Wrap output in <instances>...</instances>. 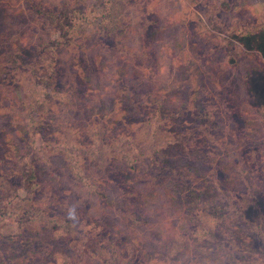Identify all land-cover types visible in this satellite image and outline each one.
<instances>
[{
  "label": "rangeland",
  "instance_id": "rangeland-1",
  "mask_svg": "<svg viewBox=\"0 0 264 264\" xmlns=\"http://www.w3.org/2000/svg\"><path fill=\"white\" fill-rule=\"evenodd\" d=\"M262 32L264 0H0V264H264Z\"/></svg>",
  "mask_w": 264,
  "mask_h": 264
},
{
  "label": "trees",
  "instance_id": "trees-1",
  "mask_svg": "<svg viewBox=\"0 0 264 264\" xmlns=\"http://www.w3.org/2000/svg\"><path fill=\"white\" fill-rule=\"evenodd\" d=\"M235 38H238L239 41L247 48L254 49L261 53L264 56V32L262 33H249L241 36L236 35ZM22 128V127H21ZM24 130V128H23ZM1 146V144H0ZM7 149H0V161L11 163L13 156L17 153L15 149H12L11 145H8ZM12 164V163H11ZM42 189H46L45 184L40 186ZM51 189H56V187H51ZM140 250H137L138 252Z\"/></svg>",
  "mask_w": 264,
  "mask_h": 264
},
{
  "label": "clouds",
  "instance_id": "clouds-1",
  "mask_svg": "<svg viewBox=\"0 0 264 264\" xmlns=\"http://www.w3.org/2000/svg\"><path fill=\"white\" fill-rule=\"evenodd\" d=\"M72 216V213H70V217Z\"/></svg>",
  "mask_w": 264,
  "mask_h": 264
}]
</instances>
